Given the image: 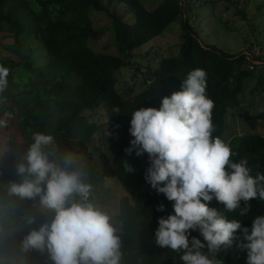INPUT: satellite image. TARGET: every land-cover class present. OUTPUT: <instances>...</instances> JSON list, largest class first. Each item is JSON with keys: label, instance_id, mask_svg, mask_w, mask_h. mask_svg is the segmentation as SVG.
Listing matches in <instances>:
<instances>
[{"label": "trees", "instance_id": "trees-1", "mask_svg": "<svg viewBox=\"0 0 264 264\" xmlns=\"http://www.w3.org/2000/svg\"><path fill=\"white\" fill-rule=\"evenodd\" d=\"M116 2L125 7L134 21L128 24L120 16L110 15L117 49L115 55H110L95 53L88 44L97 40L105 29L95 27L90 19L92 11L107 12L102 0H0V33L12 41L9 45L0 42V65L9 70L7 87L0 93V107L11 114L9 119H16L20 132L19 138L9 134V154L0 158V182L19 183L23 179L17 175V165L24 162L33 134L40 132L54 137L56 154L50 159L60 164L64 154H76L82 164L83 182L94 184L97 168L91 164L93 157L88 151L93 148V136L97 133L103 137L106 127L115 136L110 144L112 160L98 149L93 152L98 153L96 164L101 178L117 180L127 194L119 200L121 232L115 233L120 239V264H181L177 253L155 243L157 219L172 213V202L145 182V170L149 166L147 154L138 157L124 151L132 139L128 132L130 115L140 108L159 109L161 99L180 91L187 73L200 68L207 74L206 95L214 105L212 135L223 140L227 114L239 107L238 96L252 73L244 68V53L233 55L200 40L184 10L188 7L186 0H161L151 10L140 0ZM178 21L183 33L178 56L163 59L157 70L148 73L145 89L133 100H123L114 90V73L130 66L135 50L163 36ZM31 40L42 43L51 57L46 66L34 68L28 61L19 63L2 56L1 48L19 55L22 41ZM255 61L259 59L255 57ZM252 65L253 69L263 67L262 64ZM261 84L259 82V86ZM108 89L113 92L106 109V124L89 122L83 113L99 109ZM115 108L119 112H114ZM254 119L264 120V111ZM4 127L9 128L7 123ZM228 145L236 153L230 156L233 162L247 159L253 176L257 172L264 174V137L239 136ZM128 165L133 169L130 173ZM32 200L14 195L12 205L0 213V261L4 264H9L10 243L17 238ZM161 204L164 212L156 210ZM249 204L250 210L245 216L239 215L240 209L224 212V215L240 220L242 227L250 229L251 220L264 215V201L256 199ZM208 206L223 211V205L215 199ZM191 235L202 240L198 232ZM235 236L231 247L217 253L220 264H243L247 259L246 250L239 246L244 243L239 230ZM44 264H52L49 257Z\"/></svg>", "mask_w": 264, "mask_h": 264}, {"label": "clouds", "instance_id": "clouds-1", "mask_svg": "<svg viewBox=\"0 0 264 264\" xmlns=\"http://www.w3.org/2000/svg\"><path fill=\"white\" fill-rule=\"evenodd\" d=\"M8 74L0 65V93L7 87ZM206 87V72L196 68L181 81L180 91L161 99L159 109L134 110L128 128L132 139L124 151L138 157L147 154L145 182L172 202V213L157 219V246L177 253L181 264H220L217 253L232 246L239 230L246 264H264V215L255 216L250 229L224 215L240 209L239 215L245 216L249 201H264V174L253 176L247 159L233 162L230 156L236 153L212 135L214 105ZM4 116L0 127L11 114ZM55 154L54 137L34 133L24 162L17 165L23 179L8 187L10 195L22 199L39 197L41 208L53 213L50 222L25 236L22 249L47 251L52 264H120L119 236L109 216L89 200L90 185L82 180L80 159L69 152L58 164L49 158ZM127 171L133 169L128 165ZM213 199L223 211L208 206ZM156 210L164 212V205ZM27 223H35L34 218L28 217Z\"/></svg>", "mask_w": 264, "mask_h": 264}, {"label": "rangeland", "instance_id": "rangeland-1", "mask_svg": "<svg viewBox=\"0 0 264 264\" xmlns=\"http://www.w3.org/2000/svg\"><path fill=\"white\" fill-rule=\"evenodd\" d=\"M186 1L188 7H184V10L189 17L192 28L198 33L203 43L215 45L224 52L233 55L253 52L255 57L259 59L258 62L255 61V64H262L263 66L250 70L245 65L244 68L251 71L252 76L245 80L243 92L238 96L239 107L227 114L223 141L228 144L235 137L253 134L264 137V120L254 119L256 115L264 111V0ZM140 2L148 10H151L161 0H140ZM102 3L107 12L92 11L90 19L95 27L105 29L97 40L89 41L88 44L95 53L115 55L117 49L111 30L110 15L120 16L128 24H132L134 20L127 14L125 7L117 3L116 0H102ZM182 34L180 22L178 21L170 26L163 36L135 50L131 65L114 73L116 81L114 90H116V93L123 100L131 101L138 93L142 92L145 89L144 80L147 78L148 73L157 70L163 59L178 56ZM0 42L2 45L12 43L11 39L4 37L3 33H0ZM1 50L2 56L10 57L19 63L28 61L34 68L44 67L51 61V57L39 41H22L19 55H13L2 48ZM17 70H20V68H17ZM259 82H262L261 86H259ZM112 92V89L107 90L99 109L94 112L83 113L89 122L106 124V109ZM4 113V107H0V119L5 118ZM7 124L8 129L4 126L0 127V158L9 154V134H14L18 138L20 135L16 119L7 118ZM103 134L104 138L97 133L93 136V148L88 151L93 157L91 164L97 168L95 183L88 184L90 185L88 197L100 211L109 216L110 223L116 230L115 233H119L121 232L119 200L126 197L127 194L117 180H104L101 178L100 169L96 164L98 153L93 151L98 149L112 160L110 144L115 141V136L108 128L104 127ZM57 163L59 164V162ZM9 185L10 183L3 184L0 182V213L9 208L14 201V195H10L8 192ZM76 199H79V197H76ZM52 215L53 213L49 210L41 208L39 197L33 198L31 208L24 213L23 224L20 231L18 230L16 233L17 238L10 243L9 264L45 263L49 257L47 251L40 252L34 249L24 251L22 241L31 230L38 229L42 223L50 222ZM28 217H33L35 223L28 224ZM243 264H246V259L243 260Z\"/></svg>", "mask_w": 264, "mask_h": 264}, {"label": "built area", "instance_id": "built-area-1", "mask_svg": "<svg viewBox=\"0 0 264 264\" xmlns=\"http://www.w3.org/2000/svg\"><path fill=\"white\" fill-rule=\"evenodd\" d=\"M244 56H245L246 65L248 66V68L250 70H253L252 64L256 63V62H254V58H255L254 53L253 52L252 53L246 52V53H244Z\"/></svg>", "mask_w": 264, "mask_h": 264}]
</instances>
